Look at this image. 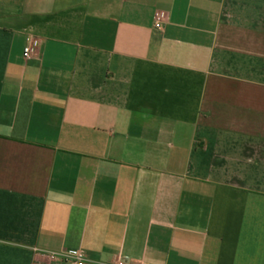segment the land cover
Returning a JSON list of instances; mask_svg holds the SVG:
<instances>
[{
  "label": "crops",
  "instance_id": "1",
  "mask_svg": "<svg viewBox=\"0 0 264 264\" xmlns=\"http://www.w3.org/2000/svg\"><path fill=\"white\" fill-rule=\"evenodd\" d=\"M74 250L264 264V0H0V264Z\"/></svg>",
  "mask_w": 264,
  "mask_h": 264
},
{
  "label": "built area",
  "instance_id": "2",
  "mask_svg": "<svg viewBox=\"0 0 264 264\" xmlns=\"http://www.w3.org/2000/svg\"><path fill=\"white\" fill-rule=\"evenodd\" d=\"M155 27L159 28L158 23L155 24ZM31 52H32V44L25 46L23 49V57L29 58L31 55ZM48 256L51 259H58V258L64 259L68 261L70 264H85L87 260L84 254L78 250H74L70 252L49 253ZM111 264H130V262L124 259H116Z\"/></svg>",
  "mask_w": 264,
  "mask_h": 264
}]
</instances>
